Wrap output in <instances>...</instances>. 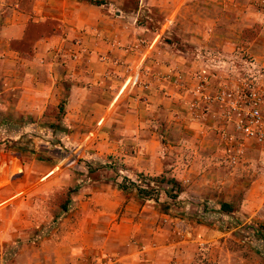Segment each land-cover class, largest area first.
Masks as SVG:
<instances>
[{"label": "rangeland", "instance_id": "1", "mask_svg": "<svg viewBox=\"0 0 264 264\" xmlns=\"http://www.w3.org/2000/svg\"><path fill=\"white\" fill-rule=\"evenodd\" d=\"M60 1L0 0V264H264V146L209 99L264 85V0Z\"/></svg>", "mask_w": 264, "mask_h": 264}, {"label": "built area", "instance_id": "2", "mask_svg": "<svg viewBox=\"0 0 264 264\" xmlns=\"http://www.w3.org/2000/svg\"><path fill=\"white\" fill-rule=\"evenodd\" d=\"M247 76L223 83L209 99L227 126L244 139L264 146V85L254 72ZM132 79L135 81L136 75Z\"/></svg>", "mask_w": 264, "mask_h": 264}, {"label": "crops", "instance_id": "3", "mask_svg": "<svg viewBox=\"0 0 264 264\" xmlns=\"http://www.w3.org/2000/svg\"><path fill=\"white\" fill-rule=\"evenodd\" d=\"M60 3H61V5H64L63 0H61ZM49 4H50V2H49ZM39 60H41V59H39ZM55 60H56V58L54 57L53 59H51V61L49 63L54 64ZM42 73H44V72H42ZM36 76L38 78V81L36 83H33L32 88H50L51 87L50 83L45 82L43 79L40 80L41 76L39 74H37ZM49 76L52 77L51 74H49ZM54 76H55V74H54ZM47 102L48 103H54V102H51V100L47 101L46 99H44V100H40L39 104L43 106V105H46ZM127 111L129 112L130 110H127ZM126 114H130V113H126ZM102 116H103V114H102ZM129 116H133L134 119L136 118L135 113L132 115L130 114ZM140 127L141 126H137L136 123H134V125L131 126V129L128 131H131L132 133L135 134V136L131 137V138L134 139V141H136V139H138L140 136H143V138H145V139H143L140 142V144H143V146H145V144H148L149 146H147L145 149L146 154L143 157L144 160H140L138 153H136L134 156L132 155L130 157L131 158L130 162L132 164H129V165L133 169L147 171V170H151L152 161L155 160V163L157 164L158 159L157 158L154 159V154H152L153 153V151H152L153 147L150 146L151 144H149L150 141L152 143V134L145 129L142 130ZM128 133H130V132H128ZM145 162H147L148 164H146ZM125 194L126 195L123 194L124 197L129 196V200H131L133 198V196L134 197L136 196L133 193L131 195H129L130 191L125 192ZM141 199L148 200L147 198H141ZM125 200H128V198H124L122 201H125ZM149 200H151V199H149ZM89 245H91V244H75L73 246V251H74V247L76 250H79L80 248H83L84 246L88 247ZM112 245L114 246V249H117L119 251V254H121V260H120L121 262L120 263H122V264H136V261L134 260L135 252L133 251L134 249L132 248V246H126L125 244H112ZM95 246L98 247L99 245H95ZM173 246L174 245L170 246V245H164V244H156L154 248H152L149 252L146 253V257H145L146 259L144 261V264H148L151 261H153V262L156 261L157 263L161 264V262H163V253L168 255V253H169L168 251L172 250Z\"/></svg>", "mask_w": 264, "mask_h": 264}, {"label": "trees", "instance_id": "4", "mask_svg": "<svg viewBox=\"0 0 264 264\" xmlns=\"http://www.w3.org/2000/svg\"><path fill=\"white\" fill-rule=\"evenodd\" d=\"M87 2H89L90 4H93V5H97V6H101L105 3L104 0H86ZM163 179V178H161ZM167 181L171 182L172 184H174L175 182H173L174 180L172 178H169L167 179ZM129 184L132 185L134 187V189L136 190V195L139 196L140 198H147V199H151L153 201H157V197L155 196V194L153 195L155 191L154 188H147L146 187H141L139 185H136L135 182L131 181V180H128ZM176 185V184H175ZM130 186H127L123 183H118L117 184V188L120 189L121 191H125L127 190V188H129ZM152 191V192H151ZM178 190H176L174 193H170L168 192V190H165V192L167 194H169L170 196H173V195H176V192ZM220 208L223 210V211H228L230 210V204L227 203V202H221L220 203Z\"/></svg>", "mask_w": 264, "mask_h": 264}]
</instances>
